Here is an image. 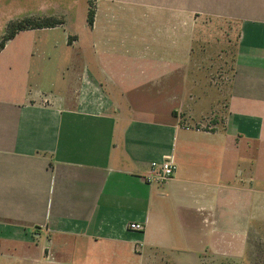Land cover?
<instances>
[{"label":"crops","instance_id":"1","mask_svg":"<svg viewBox=\"0 0 264 264\" xmlns=\"http://www.w3.org/2000/svg\"><path fill=\"white\" fill-rule=\"evenodd\" d=\"M96 3L92 27L22 31L0 52V264H199L210 246L192 240L264 223V0ZM200 18L239 25L209 129L175 114ZM166 158L175 177L149 183Z\"/></svg>","mask_w":264,"mask_h":264},{"label":"rangeland","instance_id":"2","mask_svg":"<svg viewBox=\"0 0 264 264\" xmlns=\"http://www.w3.org/2000/svg\"><path fill=\"white\" fill-rule=\"evenodd\" d=\"M97 0H0V37L6 25L26 17L55 16L80 31L87 20L89 3L96 13ZM239 25L222 19L200 18L194 35L192 62L183 74V107L176 112L180 124L192 128H215L227 114L235 72ZM222 227V226H221ZM213 239L192 240L210 246L209 256L199 264H264V223L225 225ZM143 264H189L176 261L170 252H156Z\"/></svg>","mask_w":264,"mask_h":264},{"label":"trees","instance_id":"3","mask_svg":"<svg viewBox=\"0 0 264 264\" xmlns=\"http://www.w3.org/2000/svg\"><path fill=\"white\" fill-rule=\"evenodd\" d=\"M95 11L89 3V9L87 12L88 26L92 27L94 24ZM65 24L64 19L57 18L55 16L48 17H26L22 19H16L10 21L7 26L4 35L0 39V52L5 48L6 43L12 40L18 33L27 30L37 29H49L55 28Z\"/></svg>","mask_w":264,"mask_h":264},{"label":"built area","instance_id":"4","mask_svg":"<svg viewBox=\"0 0 264 264\" xmlns=\"http://www.w3.org/2000/svg\"><path fill=\"white\" fill-rule=\"evenodd\" d=\"M178 170L177 164L171 158H166L163 162L153 163L150 169V174L146 177L149 183L166 184L172 180ZM130 230L137 233L144 231V225L133 223L130 225Z\"/></svg>","mask_w":264,"mask_h":264}]
</instances>
